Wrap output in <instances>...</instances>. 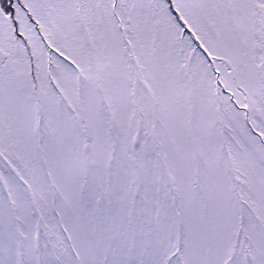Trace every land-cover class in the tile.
Here are the masks:
<instances>
[{
	"label": "snow or ice",
	"instance_id": "obj_1",
	"mask_svg": "<svg viewBox=\"0 0 264 264\" xmlns=\"http://www.w3.org/2000/svg\"><path fill=\"white\" fill-rule=\"evenodd\" d=\"M0 264H264V0H0Z\"/></svg>",
	"mask_w": 264,
	"mask_h": 264
}]
</instances>
